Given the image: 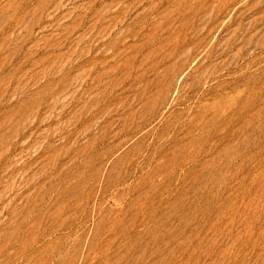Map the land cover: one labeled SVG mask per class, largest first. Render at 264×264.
<instances>
[{
  "label": "rangeland",
  "instance_id": "rangeland-1",
  "mask_svg": "<svg viewBox=\"0 0 264 264\" xmlns=\"http://www.w3.org/2000/svg\"><path fill=\"white\" fill-rule=\"evenodd\" d=\"M0 264H264V0H0Z\"/></svg>",
  "mask_w": 264,
  "mask_h": 264
}]
</instances>
